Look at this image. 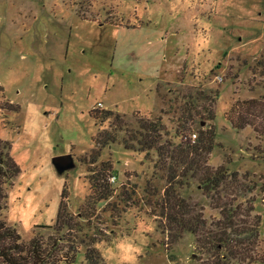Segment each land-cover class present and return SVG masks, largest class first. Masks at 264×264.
I'll return each mask as SVG.
<instances>
[{
    "label": "rangeland",
    "instance_id": "rangeland-1",
    "mask_svg": "<svg viewBox=\"0 0 264 264\" xmlns=\"http://www.w3.org/2000/svg\"><path fill=\"white\" fill-rule=\"evenodd\" d=\"M0 104V139L19 168L0 217L23 243L42 242L46 264H87V254L119 264L129 243L142 248L138 264L222 263L197 244L231 195L258 216L254 258L231 264H264V0H0ZM235 107L252 123L233 126ZM145 117L162 126L158 150L140 139ZM61 153L72 163L58 171ZM202 164L236 171L246 191L206 190ZM90 169L110 193L89 208ZM171 196L196 232L173 222Z\"/></svg>",
    "mask_w": 264,
    "mask_h": 264
},
{
    "label": "trees",
    "instance_id": "trees-1",
    "mask_svg": "<svg viewBox=\"0 0 264 264\" xmlns=\"http://www.w3.org/2000/svg\"><path fill=\"white\" fill-rule=\"evenodd\" d=\"M250 101L251 99H245L239 101V103H243V106L245 107ZM0 108H2L1 104ZM3 108L11 109L13 107L5 105ZM238 109L239 108L235 107L227 111V113H225L226 119L229 120L235 127H242L245 124L252 123L250 116L247 113L243 116L238 114L241 112V110ZM102 112L110 111H101L96 108L90 110V114L94 118H98L99 114ZM114 117L117 119L120 118L117 113H114ZM139 126L143 131L140 139H144L143 143L145 147H154L158 150L160 145L156 144V142L162 128L161 124L155 119L145 117L142 120H139ZM106 135V141L109 142L114 139V134L112 132ZM99 139L101 140V136L97 133L93 140L99 141ZM103 141L104 139L102 142ZM208 142L209 143L203 147V153H206L205 151H209L211 147L210 141ZM173 145L175 144L170 143L168 148L170 153L167 152L169 155H174L173 152L175 146ZM4 147H6V142L0 139V209L6 206V192L3 188V183L11 179L19 169L17 163L7 154ZM181 156L179 155V159ZM201 157H203V154ZM180 161V165L182 167H188L192 165L191 163L193 160L191 156H185ZM103 166L104 164L102 163L101 167ZM195 166L196 163L194 164V167ZM103 176H105V173L100 177V173L95 174L92 169L89 170L88 179L90 181V189L92 191L87 196L85 206L90 208V205L95 203V201L109 195L110 187L108 181L103 179ZM175 176L176 172L171 170L168 178L173 179ZM199 178L200 185L206 190H214L217 187H220L219 189L221 191L225 187L228 188L231 186L234 187V191L235 189H238L239 191H246L239 188L240 186L244 187L245 184H243L240 180L236 171L226 173L220 167L212 168L207 164H202ZM232 193L233 192H231V194ZM218 198L219 195H217L216 199ZM227 198L228 200L225 198L224 203L222 200V202L217 204L220 207V216L214 221H211L207 225L206 229H202L201 233L205 235L204 240H199L197 244L198 247L205 248L207 250L214 249L220 251L221 257H223L224 260L219 264L243 262L245 258L249 260L254 258V254H256L254 252V244L257 239L258 216L254 214L249 218L250 210L252 209L251 205L240 206L239 203L233 204V200L235 198L232 195ZM169 208L178 209V216H176V213H173L171 216V219L175 224L179 225L181 229L196 232L197 227L194 222L196 216L192 214L190 208H187L184 204L180 203L179 199L174 200L172 196L170 198ZM237 213L243 215V217H237ZM65 218V202L60 198L57 206L55 222L62 224L65 221ZM200 223L202 226L201 219ZM48 255L49 251L47 248L42 246V242L38 238L33 236L28 240V242L23 243L19 240V234L14 230L13 226L7 224L6 221L0 217V264H46L48 263ZM86 257L87 264L94 263L90 254H87ZM231 259H236V261H232Z\"/></svg>",
    "mask_w": 264,
    "mask_h": 264
},
{
    "label": "clouds",
    "instance_id": "clouds-1",
    "mask_svg": "<svg viewBox=\"0 0 264 264\" xmlns=\"http://www.w3.org/2000/svg\"><path fill=\"white\" fill-rule=\"evenodd\" d=\"M121 255L119 264H138L137 257L142 254V248L134 243L118 245Z\"/></svg>",
    "mask_w": 264,
    "mask_h": 264
},
{
    "label": "water",
    "instance_id": "water-1",
    "mask_svg": "<svg viewBox=\"0 0 264 264\" xmlns=\"http://www.w3.org/2000/svg\"><path fill=\"white\" fill-rule=\"evenodd\" d=\"M51 160H52L54 167L58 171L67 168L72 163L71 156L68 153H61V154L53 155Z\"/></svg>",
    "mask_w": 264,
    "mask_h": 264
},
{
    "label": "built area",
    "instance_id": "built-area-1",
    "mask_svg": "<svg viewBox=\"0 0 264 264\" xmlns=\"http://www.w3.org/2000/svg\"><path fill=\"white\" fill-rule=\"evenodd\" d=\"M191 136H193V137H194V136H195V133H194V132H192V133H191ZM112 177H113V176H112Z\"/></svg>",
    "mask_w": 264,
    "mask_h": 264
}]
</instances>
